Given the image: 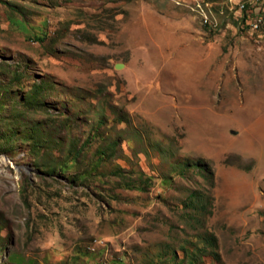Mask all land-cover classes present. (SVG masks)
<instances>
[{
    "label": "rangeland",
    "instance_id": "obj_1",
    "mask_svg": "<svg viewBox=\"0 0 264 264\" xmlns=\"http://www.w3.org/2000/svg\"><path fill=\"white\" fill-rule=\"evenodd\" d=\"M0 264H264V0H0Z\"/></svg>",
    "mask_w": 264,
    "mask_h": 264
},
{
    "label": "trees",
    "instance_id": "obj_2",
    "mask_svg": "<svg viewBox=\"0 0 264 264\" xmlns=\"http://www.w3.org/2000/svg\"><path fill=\"white\" fill-rule=\"evenodd\" d=\"M11 135V133H9L8 135H6V136H10Z\"/></svg>",
    "mask_w": 264,
    "mask_h": 264
},
{
    "label": "built area",
    "instance_id": "obj_3",
    "mask_svg": "<svg viewBox=\"0 0 264 264\" xmlns=\"http://www.w3.org/2000/svg\"><path fill=\"white\" fill-rule=\"evenodd\" d=\"M242 7H243V5L241 6V8H242ZM259 22H260V21H259ZM259 22H258V23H259Z\"/></svg>",
    "mask_w": 264,
    "mask_h": 264
},
{
    "label": "bare ground",
    "instance_id": "obj_4",
    "mask_svg": "<svg viewBox=\"0 0 264 264\" xmlns=\"http://www.w3.org/2000/svg\"><path fill=\"white\" fill-rule=\"evenodd\" d=\"M256 22H257V21H256ZM256 22H255V23H256ZM256 24H257V23H256Z\"/></svg>",
    "mask_w": 264,
    "mask_h": 264
}]
</instances>
